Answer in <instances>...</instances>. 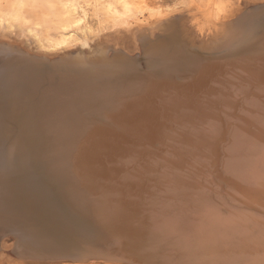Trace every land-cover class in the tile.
<instances>
[{"label":"bare ground","instance_id":"obj_1","mask_svg":"<svg viewBox=\"0 0 264 264\" xmlns=\"http://www.w3.org/2000/svg\"><path fill=\"white\" fill-rule=\"evenodd\" d=\"M57 4L56 40L19 25L24 0L19 12H0V32L22 31L46 55L128 17L113 4ZM241 15L209 28L189 16L149 23L136 33L137 57L100 45L70 61L3 59L0 193L9 215H32L29 225L40 222L83 264H264V4ZM29 231L12 236L38 248L39 230L36 243Z\"/></svg>","mask_w":264,"mask_h":264},{"label":"rangeland","instance_id":"obj_2","mask_svg":"<svg viewBox=\"0 0 264 264\" xmlns=\"http://www.w3.org/2000/svg\"><path fill=\"white\" fill-rule=\"evenodd\" d=\"M17 1L18 0H0V12L2 13H13V11L17 12L19 10L15 7V3ZM24 1H25V6L23 10L21 11V13L23 15L22 22H25V20L26 22L25 23L19 22V25L22 26L23 28H28L33 25H39V29L37 30V33L39 35H42L46 38H50L52 40H56L60 33V29H59L60 21L63 19V16H64L63 15L64 10L60 4L59 5L57 4V0H24ZM75 1L81 3V5L83 6L91 4L90 5L91 7H89L90 9L92 8V6H95L96 3L98 7L100 5L107 6L109 4L110 5L113 4L112 10L114 11L118 10L117 12H120V14L122 11L125 10L122 14L126 16L128 15L126 19V23L128 20L129 21L127 24L125 23L121 27L112 31V33L108 32L106 33V35L105 34H102V35L99 34L96 36L94 35L88 38L87 40L85 41L82 40L80 43L73 45L71 47L63 48L53 53H46V55L48 54L47 59L49 60L51 59V60L56 61L55 59H58L59 57L62 59L67 55L69 59L67 57L65 58H67V60L70 61V59L76 56L77 53L79 52H82L84 56H89L90 54L89 52H91L92 49L95 50L100 45H106L109 48L110 53L111 52L113 53L112 48L119 49V50L130 49L132 50L131 55L132 56L136 55L137 57V55L142 54L141 52L142 47L140 45L139 40L138 41L136 40L137 39L136 33L138 31L146 30V29H149L151 26H154L153 23L155 24L156 23L155 21H158L159 23V21L160 22L162 20L164 21V19L167 20V19H172V18H177V17L185 18V16H189L192 19L193 23H196L197 21L196 25L198 24L199 26H201V28H205V27L209 28L213 24L212 23L213 21L211 19H213L214 21L221 20V19L222 20L230 19V21H234L236 19L239 20L242 17L241 15L242 12L245 14L246 10H252L256 8L258 9L264 4V0H123L128 6L127 9L130 8L129 10H126L123 8V6L120 7V3L117 0H101V1L99 0V2H96L97 0H75ZM116 4L118 5V7ZM102 7H99V8H102ZM195 10L197 11L195 12ZM126 11H127V14H125ZM189 12H191V14ZM203 12H205L204 16H202ZM197 17L199 18V20ZM200 18L203 20H200ZM200 21H203L205 24L203 22H202L203 24L199 23ZM207 22L211 24L208 23L209 25H206ZM149 23H152L151 26ZM142 24L145 26H143ZM21 32L20 31L18 32L17 30L14 33L12 32L10 34H7L2 31L0 32V44H1L0 45V56L2 55L0 57V66H2L5 61L9 62L11 60L10 57H15L16 55L28 56V54L29 55L32 54L31 56L34 55V57L36 56L38 57L39 53H40L39 56L45 54V52L38 50L31 40H28L27 38L22 37ZM126 36H128L129 38H127ZM131 40L133 41V43L131 42ZM122 41H124L125 44L122 43ZM121 43L124 45L123 48H122L123 45ZM7 44L9 45V48L7 47ZM12 47H16V48H12ZM21 50H22V54H21ZM8 57L10 59H8ZM61 59H58V60H61ZM4 115H5L4 112L0 113V120L2 119ZM8 204L9 202H7L6 195H3L2 193H0V214H2L0 215V245H1L0 246V264H79V262L81 264L82 261H80L77 258L78 252L75 251L76 254H74L75 252H72V250L70 249L68 250L67 247L63 245L66 242H62L63 244L60 243L59 240H55L51 242L50 237H49L50 235L46 233L47 230H45V228L40 227L36 229V224H39L40 222L36 221L37 223L34 222L33 224L31 223L29 225V221H35V217H33L32 215L29 214L25 220L24 219L23 220L13 219L11 215H9L11 213L8 210L9 208L7 207ZM41 213L40 215L42 216L43 213L42 214ZM18 221H19V224L22 223L21 224L23 225L21 226L22 228L20 227L17 229L18 226H15L18 223ZM41 229H43L44 231ZM25 230L26 231L30 230L28 232L30 238L28 239L31 240L33 243H36L34 239V235H33L35 234L34 232L36 231L34 232L32 231L39 230V233L36 234L40 237V239L37 242H41V244L37 243L39 245L38 248L33 249V247H36V244L35 246H30V245H27L28 243L26 244L25 241L19 242L18 240H16V238H14L15 236L14 237L12 236L13 233L19 234L20 232H24ZM58 232L64 235L62 231H58ZM17 241L19 242L18 245H17ZM6 246L8 248H6ZM23 246L25 250L23 249ZM25 246H28V247L26 248ZM20 253L22 255L25 253L26 255L25 256L21 255L23 257L22 258L20 256ZM15 254L17 255L19 254L18 257ZM28 254L30 256H28ZM31 255L33 256L31 257ZM24 257H27V258H24ZM45 260H47L48 262H46ZM57 260H60V261H57ZM51 261H53V263H51ZM84 263L85 264L86 263L87 264L88 263L89 264H105V263L106 264H121V263H115V262H106L103 260H88Z\"/></svg>","mask_w":264,"mask_h":264},{"label":"water","instance_id":"obj_3","mask_svg":"<svg viewBox=\"0 0 264 264\" xmlns=\"http://www.w3.org/2000/svg\"><path fill=\"white\" fill-rule=\"evenodd\" d=\"M134 261V263H141V260L140 259H135V260H133Z\"/></svg>","mask_w":264,"mask_h":264}]
</instances>
